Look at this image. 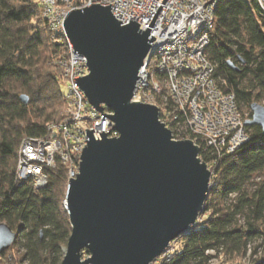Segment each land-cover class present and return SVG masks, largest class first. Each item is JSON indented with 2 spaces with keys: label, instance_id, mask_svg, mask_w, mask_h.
<instances>
[{
  "label": "trees",
  "instance_id": "trees-1",
  "mask_svg": "<svg viewBox=\"0 0 264 264\" xmlns=\"http://www.w3.org/2000/svg\"><path fill=\"white\" fill-rule=\"evenodd\" d=\"M61 45L53 40L37 0H0V223L20 229L14 246L0 255V264H62L72 233L64 205L68 163L50 168L47 185L38 191L30 180L17 179L23 138L45 137L47 125L61 117L66 104L63 73L54 63ZM206 53L218 82L252 116L251 104L264 101V11L259 1L219 0ZM155 65L152 57L148 71L154 72ZM155 94L157 105L173 112L171 101ZM167 125L174 138L188 133ZM248 130L249 140L229 153L210 149L198 138L199 156L212 172L213 186L198 219L206 217L173 241L171 257L161 255L155 264H208L219 257L225 264L260 250L254 264H264V132L258 125ZM257 240L261 243L253 247Z\"/></svg>",
  "mask_w": 264,
  "mask_h": 264
},
{
  "label": "water",
  "instance_id": "water-1",
  "mask_svg": "<svg viewBox=\"0 0 264 264\" xmlns=\"http://www.w3.org/2000/svg\"><path fill=\"white\" fill-rule=\"evenodd\" d=\"M165 1L146 30L135 20L122 24L112 3L72 9L64 21L75 52L88 60L89 73L74 79L96 109L113 111L102 114L118 135L103 130L96 136L87 128L89 140L67 189L72 233L62 264H154L204 209L212 172L200 147L174 138L158 105L133 100L157 39L150 30ZM21 99L29 101L25 94ZM251 110L246 125L264 132V104L255 101ZM19 232L0 223V255Z\"/></svg>",
  "mask_w": 264,
  "mask_h": 264
},
{
  "label": "built area",
  "instance_id": "built-area-1",
  "mask_svg": "<svg viewBox=\"0 0 264 264\" xmlns=\"http://www.w3.org/2000/svg\"><path fill=\"white\" fill-rule=\"evenodd\" d=\"M37 1L53 40L63 45L54 63L63 73L66 94L61 117L47 125L48 134L37 138L25 136L19 149L17 179L21 182L30 180L38 191L47 185L48 170L59 161L70 165V178L76 176L83 147L88 143L85 140H89L87 128L89 131L94 129L96 136L103 130L109 136L118 135L113 120L102 114L113 112L107 107L102 112L96 109L74 79L88 74L89 67L87 57L75 52L66 35L64 21L67 15L72 9L92 3H112L111 10L118 20L123 21L122 24L135 20L140 23V29L146 30L163 0ZM258 1L264 11V0ZM218 2L165 1L150 30L157 38L151 48L156 69L148 71L149 61L141 70L133 100L157 105L155 93H159L162 101L170 100L174 106L173 112L160 107L163 122L187 130L183 138H191L200 149L197 140L202 137L206 147L218 149L219 153H229L249 140L246 122L252 116L243 112L235 95L225 91L222 83L218 82L214 75L215 65L206 53ZM190 132L195 134V138L190 137ZM210 185L212 188V177ZM174 250L172 241L161 257H171Z\"/></svg>",
  "mask_w": 264,
  "mask_h": 264
},
{
  "label": "rangeland",
  "instance_id": "rangeland-1",
  "mask_svg": "<svg viewBox=\"0 0 264 264\" xmlns=\"http://www.w3.org/2000/svg\"><path fill=\"white\" fill-rule=\"evenodd\" d=\"M161 85H162V83H161ZM163 86H164V84H163ZM262 104H264V101H262L261 102ZM246 110V109H245ZM180 136V135H179ZM181 137V136H180ZM176 139H184V138H176ZM65 202V201H64ZM64 205H65V203H64ZM205 217L206 216H202V217H200V222L201 221H203L204 219H205ZM261 243V240H257V241H255V243L253 244V247L255 246V245H258V244H260ZM13 246H14V244H13ZM252 247V248H253ZM212 253H214V251H211ZM89 254L87 253V251H84V253H83V259H85L87 256H88ZM261 255V250L259 251V253L258 254H256V255H252V253L251 252H249L248 254H247V256H245L243 259H241V261H238V262H230V263H225V264H254L255 262H256V260H257V258L259 257ZM156 262L154 261V264H155ZM208 264H224V262L222 261V259H220V257L219 258H213V259H211V261L208 263Z\"/></svg>",
  "mask_w": 264,
  "mask_h": 264
}]
</instances>
